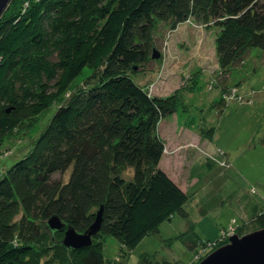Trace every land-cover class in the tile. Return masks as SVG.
I'll return each mask as SVG.
<instances>
[{
	"label": "trees",
	"instance_id": "1",
	"mask_svg": "<svg viewBox=\"0 0 264 264\" xmlns=\"http://www.w3.org/2000/svg\"><path fill=\"white\" fill-rule=\"evenodd\" d=\"M189 18L217 29L220 75L229 76L252 50L264 54V0L10 2L0 19V146L59 107L26 155L0 174V264H46L58 257L61 264H104L106 237L120 243L126 258L162 223L189 218L186 206L203 177L212 193L223 191L230 169L222 155L196 159L184 190L161 169L166 143L158 127L175 114L176 96L153 95L132 78L152 60L159 25L174 31ZM87 68L91 74L78 86ZM250 198L235 190L218 201L248 212L235 225L239 236L264 229V202L254 205ZM218 202L205 201L208 207L200 201L199 217ZM101 208L100 230L89 247L66 248L63 233L47 228L57 216L83 234ZM194 236L190 226L167 245L178 240L193 250L200 243ZM223 239L220 234L201 246L218 248ZM138 264L178 263L142 255Z\"/></svg>",
	"mask_w": 264,
	"mask_h": 264
},
{
	"label": "rangeland",
	"instance_id": "2",
	"mask_svg": "<svg viewBox=\"0 0 264 264\" xmlns=\"http://www.w3.org/2000/svg\"><path fill=\"white\" fill-rule=\"evenodd\" d=\"M217 33L216 28L203 26L193 18L179 24L174 31L159 25L154 43L161 58L151 60L132 73V78L141 86H150L153 95L176 96L175 114L163 119L158 127L166 143L161 169L184 190L191 185V164L205 154H219L229 164L228 177L224 178L226 185L222 192L212 193L213 184L203 177V187L195 201L186 206L189 218L176 215L171 221L162 223L157 234L145 237L126 258L120 255V243L113 237H106L104 264L120 261V264H138L142 255L150 257L152 262L199 264L219 248H202L201 243L214 242L221 234L228 244L227 239L237 234L235 209L231 203L225 201L220 205L218 201L226 200L235 190L240 196L258 194L264 199V146L258 144L264 141V54L258 49L252 50L229 76L220 75L216 57ZM90 74L91 71L85 69L75 81L77 85ZM74 90L72 88L66 97ZM58 107L59 103L54 104L33 125L4 138L0 146V174L26 155ZM236 174L241 180L234 177ZM67 177L68 172L63 174L65 180ZM200 201L208 207L216 202L219 205L206 216L199 217L197 204ZM190 226L194 239L200 242L195 249H188L178 240L167 245L168 239ZM60 260L58 257L46 264H61Z\"/></svg>",
	"mask_w": 264,
	"mask_h": 264
},
{
	"label": "water",
	"instance_id": "3",
	"mask_svg": "<svg viewBox=\"0 0 264 264\" xmlns=\"http://www.w3.org/2000/svg\"><path fill=\"white\" fill-rule=\"evenodd\" d=\"M12 0H0V19ZM152 60L161 58L156 49L152 51ZM102 221V208L99 210L94 223L83 234H77L70 226L66 227L57 216L47 221V228L53 233H63L61 241L66 248L79 250L89 247L92 237L99 230ZM199 264H264V229L239 236L232 235L225 244L207 257Z\"/></svg>",
	"mask_w": 264,
	"mask_h": 264
},
{
	"label": "crops",
	"instance_id": "4",
	"mask_svg": "<svg viewBox=\"0 0 264 264\" xmlns=\"http://www.w3.org/2000/svg\"><path fill=\"white\" fill-rule=\"evenodd\" d=\"M240 196V195H239ZM250 199H252V201H254V205H256V203L258 202H264V199L261 198L258 194L254 197H251ZM258 199V200H257ZM237 215L235 219V225H241L245 220L248 219L249 214L247 211H243V209H240V211L236 212Z\"/></svg>",
	"mask_w": 264,
	"mask_h": 264
},
{
	"label": "bare ground",
	"instance_id": "5",
	"mask_svg": "<svg viewBox=\"0 0 264 264\" xmlns=\"http://www.w3.org/2000/svg\"><path fill=\"white\" fill-rule=\"evenodd\" d=\"M228 240V239H227Z\"/></svg>",
	"mask_w": 264,
	"mask_h": 264
}]
</instances>
